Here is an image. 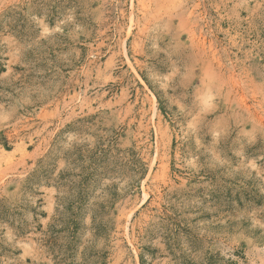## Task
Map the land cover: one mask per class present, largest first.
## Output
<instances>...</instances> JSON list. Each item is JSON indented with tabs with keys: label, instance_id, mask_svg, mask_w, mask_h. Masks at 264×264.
Listing matches in <instances>:
<instances>
[{
	"label": "rangeland",
	"instance_id": "1",
	"mask_svg": "<svg viewBox=\"0 0 264 264\" xmlns=\"http://www.w3.org/2000/svg\"><path fill=\"white\" fill-rule=\"evenodd\" d=\"M0 264H264V0H0Z\"/></svg>",
	"mask_w": 264,
	"mask_h": 264
}]
</instances>
